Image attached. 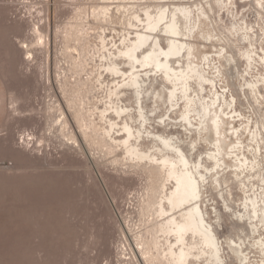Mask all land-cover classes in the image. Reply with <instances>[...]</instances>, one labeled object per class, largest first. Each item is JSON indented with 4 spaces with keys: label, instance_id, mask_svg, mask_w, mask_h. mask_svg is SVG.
Listing matches in <instances>:
<instances>
[{
    "label": "rangeland",
    "instance_id": "rangeland-1",
    "mask_svg": "<svg viewBox=\"0 0 264 264\" xmlns=\"http://www.w3.org/2000/svg\"><path fill=\"white\" fill-rule=\"evenodd\" d=\"M161 1L190 10L187 39L214 82L199 96H234L226 111L236 115L231 146L239 151L227 160L238 154L247 164L242 176L231 167L218 185L207 180L203 204L223 244H244L248 259L240 263L224 246L225 264H264L263 222L238 216L247 197L264 201V0H0V264H167L155 211L164 175L117 142L119 78L106 69ZM177 105L147 102L154 131L174 135L187 152L195 140L191 159L204 160L211 145L184 129ZM191 262L208 264L204 256Z\"/></svg>",
    "mask_w": 264,
    "mask_h": 264
},
{
    "label": "bare ground",
    "instance_id": "bare-ground-1",
    "mask_svg": "<svg viewBox=\"0 0 264 264\" xmlns=\"http://www.w3.org/2000/svg\"><path fill=\"white\" fill-rule=\"evenodd\" d=\"M160 3L162 4L154 15L145 11L144 21L138 19L142 22L141 28L132 32V39L126 44L123 43V47L117 48L114 56L111 53L108 56L106 69L111 75L119 78L112 90L116 103H119L113 104L112 110L115 117L121 120L119 126L121 136L117 138V142L130 157L140 161L147 159L149 167L156 175H164L158 189L161 196L155 201V211L159 218L157 230L165 245L162 259L167 264H189L192 259L201 256L205 257L208 264H225L224 246L241 263L248 259L243 242L227 239L223 244L218 239L216 226L203 205L207 180L211 179L217 184L219 182L217 175L220 171L232 167L230 171L238 177L240 174L242 176L245 169L247 161L245 157L240 158L235 154L233 164L227 160L230 154L239 151L236 144L231 146L232 138L235 136L238 139L240 129L235 124L236 115L234 116L231 110L226 111L234 102V96L231 94L230 100H227L225 95L215 92L208 100L200 97V91L214 82L213 77L208 76L205 68L198 62L197 54L200 48L197 43L187 39L195 26V24L191 27L186 26V23L187 25L190 23V10L181 5H173L170 8L164 1ZM100 8L105 12L107 10L106 6ZM162 40L165 46L162 45ZM246 57L248 60L251 59L252 52L248 51ZM208 58V54L205 53L202 61ZM155 76H160L159 82L163 86L158 90L153 88V82L157 80ZM248 86L253 90L257 87L253 84ZM157 100L167 102L173 107L179 100L182 102L179 114L181 125L187 132H194L197 137L211 145L204 160L199 155L195 161L191 159L189 152L193 150L195 140L188 144L191 147H188L187 152L174 135L154 131L146 104L149 101L155 103ZM192 116H196V123L192 122ZM113 125H117L116 122H110V127ZM254 136L259 147V137L256 133ZM147 141L159 155L149 154L150 151L148 152L143 145ZM205 159L211 161V170L207 168ZM245 201V204L244 202L242 204L245 205L246 212L244 214L241 212L238 216L240 218L247 216L249 226L255 227L252 225V219L256 216L264 224V201L261 205H257L253 197H247ZM214 210L218 218L216 208ZM258 244L260 250L264 252V241L260 240Z\"/></svg>",
    "mask_w": 264,
    "mask_h": 264
}]
</instances>
